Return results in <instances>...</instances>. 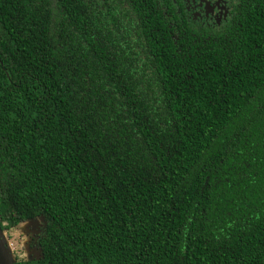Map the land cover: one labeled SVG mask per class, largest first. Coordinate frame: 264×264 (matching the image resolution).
<instances>
[{
    "label": "trees",
    "instance_id": "obj_1",
    "mask_svg": "<svg viewBox=\"0 0 264 264\" xmlns=\"http://www.w3.org/2000/svg\"><path fill=\"white\" fill-rule=\"evenodd\" d=\"M234 5L0 0V227L46 219L14 264H264V0Z\"/></svg>",
    "mask_w": 264,
    "mask_h": 264
},
{
    "label": "flooded vegetation",
    "instance_id": "obj_2",
    "mask_svg": "<svg viewBox=\"0 0 264 264\" xmlns=\"http://www.w3.org/2000/svg\"><path fill=\"white\" fill-rule=\"evenodd\" d=\"M181 2L185 7H189L190 17L197 18L196 23L217 29L230 21L234 13V4L238 3V0H181Z\"/></svg>",
    "mask_w": 264,
    "mask_h": 264
},
{
    "label": "rangeland",
    "instance_id": "obj_3",
    "mask_svg": "<svg viewBox=\"0 0 264 264\" xmlns=\"http://www.w3.org/2000/svg\"><path fill=\"white\" fill-rule=\"evenodd\" d=\"M45 228L46 219L42 214L35 219L21 223L19 228L11 231L12 234L8 239L10 247L20 256L39 257L40 249L37 241L44 234Z\"/></svg>",
    "mask_w": 264,
    "mask_h": 264
},
{
    "label": "water",
    "instance_id": "obj_4",
    "mask_svg": "<svg viewBox=\"0 0 264 264\" xmlns=\"http://www.w3.org/2000/svg\"><path fill=\"white\" fill-rule=\"evenodd\" d=\"M13 250L0 227V264H14Z\"/></svg>",
    "mask_w": 264,
    "mask_h": 264
}]
</instances>
